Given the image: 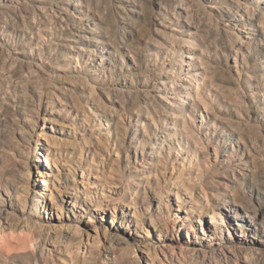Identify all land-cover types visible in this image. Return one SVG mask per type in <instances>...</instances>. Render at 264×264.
<instances>
[{"label":"rangeland","instance_id":"rangeland-1","mask_svg":"<svg viewBox=\"0 0 264 264\" xmlns=\"http://www.w3.org/2000/svg\"><path fill=\"white\" fill-rule=\"evenodd\" d=\"M29 1L45 12L31 6L9 9L0 4V38L4 30L12 32L11 44L0 47V162L7 166L0 173L9 174V181L0 182V193L6 199L8 193L14 200L22 196L27 164L36 158V150L29 147L38 144L40 133L45 134L40 146L57 149L60 154L51 167L44 163V171L50 173L45 176L48 189L43 188L38 167L32 169L34 188L30 195H36L37 182L46 196L40 199V213L34 220L38 230L42 221L43 231L55 226L51 235L66 230L72 239L49 241L47 255L64 263L48 264H133L118 263L114 258L125 253L110 245L108 239L109 231L118 228L119 221L128 227L123 234L138 245V264H148L144 258L150 252L147 246L158 248V262L184 259L193 251L189 263L243 264L247 258L251 264H263L264 252L246 255L241 248L258 238L251 232L253 218L235 206L243 215L242 221H236L234 213L224 212L220 203L234 196L252 208L258 200L250 195V187L264 189V37L258 21L264 12V0H83L91 11L101 15L99 30L118 46L120 54L117 65L121 69L113 75L108 73L96 84L97 91L82 78L68 77L71 64L86 73L76 60H66L77 47L87 45L85 41L76 42L67 27L72 22L67 9L74 12L82 0ZM229 10L237 14L233 19ZM252 22L255 30L248 27ZM17 40L24 41L23 49L15 45ZM19 48L25 53H16ZM176 58L179 61L173 67ZM204 69L207 75L198 76ZM196 77L203 78L201 96ZM201 97L209 108L204 107ZM96 104L101 110H96ZM194 108L197 111L192 117ZM182 109L186 110L184 115ZM181 116L188 120L192 138L187 147L194 145L195 139L201 143L199 157L193 163L174 148L171 161L168 145L160 148L161 140L153 139L161 129L171 127V118ZM109 118L123 127L117 144L113 130H108L111 125L97 129ZM72 123L73 129L69 126ZM134 136L153 140L155 146L144 147V142L137 146L131 142ZM40 149L46 153L43 147ZM143 150L150 151L151 161L155 154L162 160L156 172L150 174L151 164L144 162ZM251 170L256 172L254 179L249 176ZM32 199L28 204L32 205ZM112 201L117 202L116 207ZM95 204L108 209L95 211ZM217 213L226 221L221 228L211 224V217ZM159 228L165 233L160 234ZM77 240L83 241L80 250L74 246L71 249ZM108 249L116 250L106 259L109 263H104L102 257ZM136 255H127L132 259L128 262L135 264ZM68 258L75 261L70 263Z\"/></svg>","mask_w":264,"mask_h":264},{"label":"bare ground","instance_id":"bare-ground-1","mask_svg":"<svg viewBox=\"0 0 264 264\" xmlns=\"http://www.w3.org/2000/svg\"><path fill=\"white\" fill-rule=\"evenodd\" d=\"M4 1V4H3ZM37 1V0H36ZM98 1V0H97ZM235 1V0H234ZM238 1V0H237ZM0 4L1 6H7L10 8L12 7H24L26 9L29 8V6H31L32 8H34V10L37 11L41 10V7L39 5H37L36 3H32L29 0H0ZM35 2V1H34ZM77 2V1H76ZM236 2V1H235ZM99 3V2H98ZM112 3V2H111ZM9 4V5H8ZM29 4V5H28ZM31 4V5H30ZM102 4V3H101ZM118 4V3H117ZM239 4V3H238ZM248 4V3H247ZM80 6L76 7L75 11L71 13V11L68 10V14L70 13L71 16V23L67 24L68 29L70 30V32L73 34V37L75 39L76 42L79 41H85L87 43V45H83V47H77L75 51V53H70L67 57L66 60H76L77 61V65L80 67H83L84 69H86V75L82 74L81 70H78V67L76 65L71 64L70 66V74L68 75V77H71L72 80L74 79H84L87 82H90L91 84V90L93 91H97L96 89V84H100V82L103 79H106L108 76V73H110L111 75H113L115 73V71L117 70V68L121 69L120 67H118L117 65V57H120V54H118V46L116 44L113 43V41L110 38H105V36H103V34L101 33V31L99 30L100 28V22L102 21V17L101 15H99L96 12L91 11V8L82 0V2H79ZM176 5V4H175ZM181 5V4H180ZM187 5V4H186ZM191 5V4H190ZM189 5V6H190ZM240 5V4H239ZM44 6V5H43ZM96 6V5H95ZM107 6V5H106ZM122 6V4H121ZM110 7V6H109ZM164 7V6H163ZM175 7V6H173ZM188 7V6H187ZM49 8V7H48ZM47 8V9H48ZM96 8V7H95ZM103 8V6H102ZM248 8V7H246ZM61 9H65V8H61ZM94 9V8H93ZM100 9V8H99ZM108 8H106L107 10ZM229 9V8H228ZM167 10V9H166ZM165 10V11H166ZM176 10V9H175ZM103 11L104 8H103ZM172 11V10H171ZM187 11V10H186ZM191 11V10H190ZM193 11V10H192ZM239 11V9L237 10ZM244 11V9H243ZM248 11V10H247ZM45 12V11H42ZM102 12V11H101ZM109 12V10H108ZM189 12V11H188ZM78 13V14H75ZM146 13V12H145ZM167 13V12H166ZM180 13V12H179ZM229 15H230V19H233V17H235L237 14L234 13L233 11L229 10ZM250 12H248L249 14ZM36 14V13H35ZM72 14V15H71ZM106 14V13H105ZM188 14V13H187ZM190 15V14H189ZM195 15V14H194ZM211 15V14H210ZM104 16V15H102ZM184 16V15H182ZM209 15H207L208 17ZM215 16V15H214ZM249 16V15H247ZM110 17V16H109ZM185 17V16H184ZM187 17V16H186ZM196 17V16H195ZM201 17V16H200ZM241 17V15H240ZM63 18V17H62ZM111 18V17H110ZM244 18V16H243ZM258 21H259V25L261 26V35L262 37H264V12H261L259 14L258 17ZM115 19V18H114ZM113 19V20H114ZM203 19V18H202ZM210 19V18H209ZM112 20V19H111ZM112 20V21H113ZM136 20V19H135ZM201 20V19H200ZM243 20V19H242ZM205 21V20H204ZM141 22V21H140ZM208 22V19H207ZM206 22V23H207ZM203 23V22H201ZM200 23V24H201ZM237 23V22H236ZM208 24V23H207ZM229 25V23H227ZM210 25V23H209ZM247 25V24H246ZM254 23H250L249 24V29L251 30H255L254 28ZM197 26H200L197 24ZM206 26V24H205ZM204 26V27H205ZM212 26V25H211ZM210 26V27H211ZM125 28V27H124ZM127 28V27H126ZM204 29V28H203ZM213 29V28H212ZM54 31V30H53ZM156 32V31H155ZM193 33V32H192ZM208 33V32H207ZM232 33V31H231ZM132 34V33H131ZM202 34V33H201ZM234 34V33H233ZM146 35V34H145ZM159 35V34H158ZM204 35V34H203ZM205 36V35H204ZM195 36L192 35V38L194 39ZM208 37V35H207ZM4 38V40H2ZM12 38V32L8 30H4L3 34H2V39L0 38V47H6V45L11 44V39ZM190 39V38H189ZM209 39V38H208ZM174 40V38H173ZM185 40V39H183ZM231 40V39H230ZM229 40V42H230ZM6 43H5V42ZM172 41V40H171ZM195 41V40H193ZM15 45L17 47H21L23 49V45L25 44L24 41H14ZM155 42V41H154ZM175 42V41H174ZM188 43H192L191 41H185ZM206 42V41H204ZM228 42V43H229ZM232 42V41H231ZM230 42V45H231ZM9 43V44H7ZM153 43V42H152ZM195 43V42H194ZM210 43V42H209ZM240 43V42H239ZM252 43V42H251ZM257 43V42H256ZM194 45V44H193ZM209 45V44H208ZM208 45H206L208 47ZM248 45V44H247ZM76 46V45H75ZM182 46V44H181ZM188 46V45H187ZM191 46V45H190ZM225 46V45H224ZM255 46V45H254ZM21 48H19V50H16V53H25V50H21ZM160 48V47H159ZM176 48V47H175ZM9 48L7 49V52H9ZM237 50V49H236ZM100 51V54H97V52ZM142 51V50H141ZM192 51V50H191ZM194 52V51H193ZM238 53V51H237ZM192 55V54H191ZM209 55V54H208ZM149 56V55H148ZM190 58H192V56H189ZM18 60H21V57H16ZM134 58V57H133ZM211 59V58H210ZM247 60V59H246ZM42 61H44V59L42 58ZM83 61V62H82ZM135 61V60H134ZM137 61V60H136ZM179 60L176 58L174 60V62H172V66L174 67L175 62H178ZM182 63L185 61L184 58H182ZM190 63V62H189ZM41 64V63H40ZM43 64V63H42ZM58 64V63H57ZM84 64V65H83ZM36 66L40 67L39 64H35ZM83 65V66H82ZM178 65V64H176ZM191 65V64H189ZM144 66V65H143ZM182 66V65H181ZM183 67V66H182ZM186 70V69H185ZM192 70V69H191ZM77 73H74V72ZM205 72H200L198 74V76L200 75H207V69H204ZM29 73H32V70L29 71ZM62 73V72H61ZM65 73V72H64ZM32 74L35 75V73L33 72ZM220 74V73H219ZM55 75V74H54ZM188 76V75H187ZM218 76V75H217ZM90 77V78H88ZM37 78V76H36ZM112 78V77H111ZM48 79V78H47ZM61 79V77H60ZM180 79V78H179ZM186 79V78H185ZM230 79V78H229ZM241 79V78H240ZM196 81L198 84V96H201V86H200V82H203V78L201 77H196ZM160 84H163V82H159ZM173 83V82H172ZM124 85H127V82H123ZM73 85V84H72ZM89 85V86H90ZM43 86V85H41ZM88 86V85H87ZM211 86V85H210ZM172 87V86H171ZM123 88V87H122ZM105 89V88H104ZM216 90V89H214ZM54 91V90H53ZM106 91V90H105ZM112 92V91H111ZM53 93V92H52ZM91 93V92H90ZM93 93V92H92ZM91 93V94H92ZM109 93V92H108ZM186 93V92H185ZM196 93V92H195ZM217 93V92H216ZM110 94V93H109ZM116 94V93H114ZM129 94V93H128ZM215 94V93H214ZM96 95V94H94ZM100 95V94H99ZM118 94H116L117 96ZM216 95V94H215ZM92 96V95H91ZM176 96V95H175ZM215 97V96H214ZM218 97V96H217ZM242 97V96H241ZM90 98V97H89ZM109 99V98H108ZM118 99V98H117ZM201 99L204 101V107L205 108H209V104L208 102L205 100V98ZM118 101V100H117ZM123 101V100H122ZM180 101V100H179ZM194 101V100H192ZM239 101V100H238ZM242 101V100H241ZM240 101V102H241ZM196 102V101H195ZM92 103V102H91ZM98 103V102H97ZM100 103V102H99ZM103 103V102H102ZM120 103V102H119ZM89 104V103H88ZM104 104V103H103ZM124 104V103H123ZM219 104V103H218ZM112 105V104H111ZM92 106V105H91ZM104 106V105H103ZM95 107V106H94ZM97 109L96 110H101V107L96 104ZM166 107V106H165ZM237 107V106H236ZM52 108V107H51ZM173 108V107H172ZM193 108V107H192ZM137 109V107H136ZM166 110V109H165ZM240 110V109H239ZM87 111V108H86ZM196 109L194 108V110L190 111V114L192 117L195 116L196 113ZM88 112V111H87ZM50 113L53 114L54 110H50ZM176 113V112H174ZM180 113H182L184 115V113H186V110H181ZM94 114V113H93ZM77 115V114H76ZM75 115V116H76ZM240 116V115H239ZM204 115H202V118L204 119ZM237 117V116H236ZM169 118V117H168ZM44 120H46V117L43 118ZM109 120L113 121L111 124H109ZM131 121V120H130ZM205 121V120H204ZM86 122V121H85ZM203 123V122H202ZM75 123H72V125H69L70 128L73 129ZM102 126H97L100 129L101 127H106V126H110L111 127L108 129L109 131L113 130L114 133V144H117L118 141H120V135L121 132L123 131V127L121 122H118L116 120H112V118H109L108 120H106V122H102L101 123ZM127 124V123H126ZM149 130V129H148ZM162 130V129H161ZM159 131V133L157 132L156 135L154 136L153 139H157L156 142H158V140H161L162 143H160V148H163V144L168 145V147L171 149V152L168 153V156H171V161H172V156H173V148L178 152V154L183 153L186 160H190L191 163L194 162V160L196 158H198V153H199V147L198 144L200 145L201 143H199L196 139L194 140V145L188 146L187 147V143L189 141L192 140L191 136H190V132H189V126H188V120L185 119L183 116L181 117H174L171 118V127L169 125L166 126V129L164 131ZM167 133L166 135H164L163 133ZM44 134V133H43ZM149 135V134H148ZM45 136V134H44ZM44 136L40 133L39 136H37L36 138V142L38 143L35 147L30 146L29 149L31 150V147L33 149L36 150V153L34 154L36 158L32 159V162L34 163H30L28 162L27 167H26V172H25V176H26V182L23 185V190L20 191V193L22 192V196L18 197V199L14 200V197H12L11 195H9V193L7 194L9 199L3 198L1 197V193H0V264H48V263H64L61 262L60 260H58L57 258H53L50 254V256L47 255V251L45 252V250H48V244L50 243L49 241H53L55 243H58L62 240V238L67 237L69 238V235H67L65 233V231H58L54 233L53 235H51L52 233H50V230H52V228L54 229L55 226H48L45 228L44 226V231L42 230L43 228V224L42 221L39 223L40 224V229L38 230V222L34 220L35 216L37 215V213H40V199L42 197H46L45 193L41 190H39L37 187L39 186L38 183L36 182L35 187L36 189L34 190H38L36 195L32 196L30 195L31 191L33 190V186H31V174H32V169L34 167H38V171L39 174L38 176H41L42 182L44 183V189H48V185L49 183L46 181L45 176H49L50 173H46L44 171V166L46 163V167H51L53 164V161H56L58 159V151H56L57 149H55L54 151L50 150V148L48 146H40L41 145V140L42 138H44ZM31 137H33V135H31ZM166 137V138H165ZM97 138V137H96ZM109 138V137H108ZM135 139H132V143H136L137 146H139L142 142H144V147L145 145H149V147H153L155 146V143L150 142V141H146L144 136L142 140H140L139 138H137V136H134ZM84 139L85 138L84 136ZM194 139V138H193ZM45 140V139H43ZM167 140L171 141V145L167 144ZM175 140L177 142V145H175ZM57 141V140H56ZM56 144V143H55ZM109 144V143H108ZM45 145V144H44ZM97 146V145H96ZM41 147H43L46 150V153L41 152ZM59 147V146H57ZM82 147V146H81ZM232 147H234L233 143H232ZM60 148V147H59ZM91 148V147H90ZM145 149V148H144ZM151 150V149H150ZM28 151V150H27ZM43 151V150H42ZM152 152V151H151ZM156 151L153 152V154ZM149 153L150 151H142V155L144 156V162L146 164H151L149 166V172L150 174L153 173V171H157L159 168V163L162 162L161 159L156 158V154H155V158H153V160L151 161V159L149 158ZM60 154V153H59ZM131 156V155H130ZM147 157V158H145ZM161 157V156H158ZM211 158V157H210ZM209 160V159H208ZM253 160V159H252ZM103 161V160H102ZM211 161V160H210ZM27 162V161H26ZM140 162V161H139ZM212 162V161H211ZM43 163V164H42ZM200 166V165H199ZM239 166V165H238ZM6 165L4 162H0V170H4L6 169ZM55 167V166H54ZM165 167H167L165 165ZM240 167V166H239ZM166 169V168H165ZM164 171V170H163ZM196 171V170H195ZM130 174V173H129ZM256 172L251 170V172L249 173V176H251V178L254 179ZM206 175V173H205ZM115 176V175H114ZM124 176V175H123ZM122 178V177H121ZM125 178V177H124ZM228 179V178H227ZM122 180V179H121ZM120 180V181H121ZM126 180V179H125ZM1 181H9V174H3L1 175L0 173V182ZM128 181V179H127ZM131 182V181H130ZM141 182V181H140ZM205 184L207 183V180H204ZM124 183V182H123ZM180 184V183H179ZM258 184V183H257ZM130 186V184H128ZM145 185V184H144ZM184 185V183H183ZM169 186V185H168ZM130 188V187H129ZM167 189V188H166ZM185 191V190H184ZM34 192V191H33ZM192 192V190H191ZM249 193L252 197L256 198L258 200V204L257 205H253L252 208H248L245 205H243L239 199L237 197H232V199H226L225 201H223L224 204L222 206V210L224 212H230V213H234L233 217L235 218L234 220H238V221H242L243 219V215L242 212H240L235 206H238L242 209V211L245 213L246 217L249 218H253L252 221V229L251 232H255V236L253 237H258V238H254V240H250L247 241L246 244H244L241 248L244 249L243 251L246 253V255L250 254V255H257V254H263L264 252V189L261 188L259 185H253L250 187ZM163 194V193H162ZM178 198H180V193L179 191L176 192ZM207 196V193H206ZM215 197V195H213ZM217 196V195H216ZM19 198H21L19 200ZM30 198H33L32 201V205L28 204V200ZM38 199V200H37ZM52 199V197H51ZM9 200V201H8ZM53 200V199H52ZM60 202V201H59ZM75 203V201H74ZM85 203V202H84ZM89 203V202H88ZM116 201H112L113 206L116 207ZM44 204V203H43ZM58 204V202H57ZM90 204V203H89ZM104 204H95V211L98 212H105L106 209H108L107 207L103 206ZM106 205V204H105ZM168 206V205H167ZM198 209H202V207H198ZM219 209V208H218ZM200 211V210H199ZM160 212V211H159ZM202 213V210L200 211ZM213 212V211H212ZM215 213V212H214ZM227 213V215L229 216V214ZM210 215V214H209ZM219 218H218V217ZM206 217V216H205ZM211 217V216H210ZM115 216L113 215V219H112V223L115 222ZM229 218V217H228ZM181 220L185 221V217H181ZM180 219L178 221H180ZM200 220L202 223H204V215L202 214L200 217ZM221 220V221H219ZM155 221V220H154ZM247 221V220H246ZM62 222V221H61ZM225 218L222 217V215L220 213H217L216 216H212L211 217V224L212 226H216V228H221V226L225 225ZM119 226L118 228H114L111 229L110 231L107 229V232L109 231V242L110 245H114V247H116V249H123L125 250V253L122 256H115V260H118V263H133L134 262H130L131 260L129 258H126L127 255H130L128 257H131L132 255H136L138 252L136 251V247L138 245L136 244H132V240L131 238H129L127 236V234H123V229L126 228L125 226H123L122 221L118 222ZM142 224V223H141ZM46 225V224H44ZM239 226L243 227L242 224H238ZM47 226V225H46ZM72 226V225H71ZM59 227V226H58ZM160 227H164V226H160ZM192 227V226H191ZM78 228V227H77ZM128 228V227H127ZM126 228V229H127ZM162 228H159L160 230V234L163 232L165 233L164 230H162ZM194 229V226L192 227ZM243 229V228H242ZM261 233H257V231L261 230ZM75 230V229H74ZM138 230V229H137ZM77 231V229L75 230ZM54 232V231H53ZM69 233V232H68ZM75 233V232H74ZM70 234V233H69ZM78 234V233H77ZM74 237V236H73ZM40 239V241H42V243L38 240ZM69 242L72 240L71 238H69ZM76 239V237H75ZM67 240V239H66ZM81 240V239H80ZM80 240H77L79 242H74L75 245H72L76 247L77 249L80 248V243L83 242ZM136 240V237H135ZM63 241V240H62ZM41 243L40 245V249H36L37 248V244ZM82 244V243H81ZM77 245V246H76ZM59 246V244H58ZM235 245H233V243H231L230 247H234ZM147 250H148V254H144V258L147 260L148 264H195V263H189L190 260L193 259V251L192 254L190 253L189 256H186V258L181 259V258H171V259H162L161 261H156V256L158 258L159 253L157 252L156 247L153 246H147ZM154 248H156L154 250ZM60 249V248H59ZM58 249V250H59ZM115 249V250H116ZM68 250V249H67ZM70 250V248H69ZM80 250V249H79ZM114 250V251H115ZM152 250V251H151ZM71 251V250H70ZM73 251V250H72ZM113 250H107V253L105 254L104 257H102L104 263H109V260H106L110 255H112V253H115ZM225 251V250H224ZM59 252V251H58ZM67 252V251H66ZM119 252V251H118ZM222 252V251H221ZM230 252H232L230 250ZM52 253V251H51ZM145 253V252H144ZM69 254V253H68ZM94 254V253H93ZM119 254V253H118ZM232 254V253H231ZM215 255V253H214ZM233 255H235L233 253ZM97 256V255H95ZM114 256V255H113ZM137 256V258H136ZM135 256V264H138V255ZM91 257V256H90ZM172 257V256H171ZM185 257V256H184ZM216 257V256H215ZM230 257V256H229ZM236 257V256H234ZM245 258V256H243ZM251 257V256H249ZM238 258V257H236ZM258 258V257H256ZM97 259V258H96ZM128 259L130 260L128 262ZM186 259V260H185ZM218 259V258H217ZM262 259V258H261ZM69 262L72 263V261H75V258H68ZM99 260V259H98ZM197 260V259H196ZM199 260V259H198ZM243 260V259H242ZM257 260V259H256ZM138 261V262H137ZM194 261V260H193ZM259 261V260H258ZM191 262V261H190ZM195 262V261H194ZM255 262V261H254ZM252 263V262H251ZM247 258L243 260V264H251ZM257 263V262H255ZM254 263V264H255ZM197 264V263H196ZM203 264V263H202ZM239 264V263H238ZM264 264V263H263Z\"/></svg>","mask_w":264,"mask_h":264}]
</instances>
